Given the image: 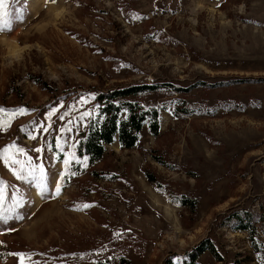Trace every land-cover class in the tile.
<instances>
[{
    "label": "rangeland",
    "instance_id": "1",
    "mask_svg": "<svg viewBox=\"0 0 264 264\" xmlns=\"http://www.w3.org/2000/svg\"><path fill=\"white\" fill-rule=\"evenodd\" d=\"M0 11L12 25L0 32V150H24L12 167L26 177L0 159V212L13 217L0 220V264L20 252L25 264H264V0H5ZM141 83L156 89L130 99L159 109L157 134L143 126L132 148L115 140L87 167L73 159L56 195L52 178L68 153L86 156L77 145L101 120L97 92Z\"/></svg>",
    "mask_w": 264,
    "mask_h": 264
},
{
    "label": "trees",
    "instance_id": "2",
    "mask_svg": "<svg viewBox=\"0 0 264 264\" xmlns=\"http://www.w3.org/2000/svg\"><path fill=\"white\" fill-rule=\"evenodd\" d=\"M156 89L151 84H132L123 88H114L98 91L95 99L99 102L98 111L101 120L91 122L82 140L77 145L79 155H86L88 162H97L105 151V145L118 142L121 149L134 147L139 139V133L143 126H146L152 135H156L159 130V109L155 106L146 107L135 98L147 91ZM174 90L176 88L173 86ZM185 111V110H184ZM150 181H155L151 174L146 175ZM158 190L161 189L156 184ZM3 193L0 192V195ZM178 200L170 198L178 205L194 208V200L186 196H178ZM6 200V199H5ZM3 202V205L6 202ZM13 206L19 201L16 196H11ZM2 205V206H3ZM1 210V208H0ZM210 251L215 258L219 259L218 253L210 246ZM6 254L0 250V259Z\"/></svg>",
    "mask_w": 264,
    "mask_h": 264
},
{
    "label": "snow or ice",
    "instance_id": "3",
    "mask_svg": "<svg viewBox=\"0 0 264 264\" xmlns=\"http://www.w3.org/2000/svg\"><path fill=\"white\" fill-rule=\"evenodd\" d=\"M49 2V0H46V3ZM50 2L52 3H55L56 0H50ZM4 5H5V0H0V10H2L4 8ZM3 15H6V13H3L2 11H0V17H2ZM17 18H20V17H17ZM11 31L12 30V25H11V22L10 21H3V20H0V32H3V31ZM79 103H82V104H86L87 103V100L85 99V97H80ZM27 111L26 108H23V107H20V108H16L13 110L11 116L14 117L15 115H23L25 112ZM5 112V109L3 108H0V113H4ZM56 112V109L53 108L49 113H48V118L50 119L51 116L53 115V113ZM91 116V113L90 112H82L80 114V119H84L85 117H90ZM65 118L64 115H60L59 116V119L60 120H63ZM69 124H71V121H69ZM3 122L0 121V127H3ZM49 127H51V125H49ZM49 129L47 127L43 128V131L47 132ZM61 131H71L70 128H62ZM31 139H36L35 136H31L30 137ZM58 148H61V145L59 143V140H57V145H56ZM12 149H15L16 152L20 153V154H24V150L19 148L16 144H10L8 145L7 147H5L3 150H0V159L3 160L4 164L6 166H9V167H12V165H19L20 166V169L21 171L23 170V163L16 158L15 154L11 151ZM35 151L37 153H39L41 151L40 148H36ZM75 159V162L77 164H80L82 167H87V160H88V157L87 156H84L82 159L81 158H78L75 156V153L72 152V153H68L64 159V165H65V169L66 171L64 172H61L59 175H60V180H57L55 177L52 178V183L54 184V190H55V193L56 195H59L61 192H62V184H61V180L65 179L66 176L68 175H71V176H75L76 173L75 172H68L67 169L70 167V164H71V161ZM31 160V158L29 157V161ZM11 162V163H10ZM39 169H40V176L41 178H45L46 179V173H45V170L43 168V165H40L39 166ZM35 170H33L32 172H29V176L33 175V172ZM12 172L14 175H16L17 179H26V177L22 174H20L19 172H17L16 168L12 167ZM41 190L43 191V187H41ZM2 205H3V197L2 195H0V208H2ZM17 208H22L23 205L19 204V202L16 203L15 205ZM92 205L90 204H83L82 207L83 208H89L91 207ZM13 217H8V216H5L2 212H0V220H3L4 223L7 224V221L8 219H11ZM15 219H18V220H23L24 219V216L20 214V212H16L15 213ZM9 231H14V229L10 228L8 229ZM118 235V233L116 234ZM13 256H16L19 258V264H25V259H26V256L27 254L26 253H23V252H20V253H13L12 254Z\"/></svg>",
    "mask_w": 264,
    "mask_h": 264
}]
</instances>
